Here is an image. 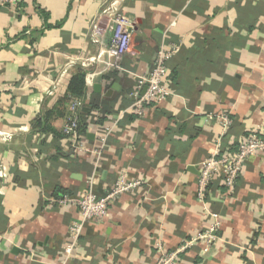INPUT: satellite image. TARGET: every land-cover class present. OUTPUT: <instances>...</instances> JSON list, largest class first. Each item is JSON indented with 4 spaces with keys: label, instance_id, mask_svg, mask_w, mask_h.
<instances>
[{
    "label": "crops",
    "instance_id": "1",
    "mask_svg": "<svg viewBox=\"0 0 264 264\" xmlns=\"http://www.w3.org/2000/svg\"><path fill=\"white\" fill-rule=\"evenodd\" d=\"M108 1L0 9V264H154L157 243L175 249L214 222L213 242H196L175 264H264V152L246 161L231 191L220 173L202 197L197 185L202 160L234 151L264 121V0H122L135 27L121 71L83 65L107 40L99 13ZM161 47L173 50L171 94L137 115V77ZM77 69L85 72L77 100L90 117L84 150L71 153L56 133L77 111L66 94ZM119 174L140 187L86 222L66 255L80 218L73 200L89 187L105 193Z\"/></svg>",
    "mask_w": 264,
    "mask_h": 264
},
{
    "label": "built area",
    "instance_id": "2",
    "mask_svg": "<svg viewBox=\"0 0 264 264\" xmlns=\"http://www.w3.org/2000/svg\"><path fill=\"white\" fill-rule=\"evenodd\" d=\"M20 1L0 0V9L10 8L14 10ZM120 1L122 0L108 1L106 7L100 10L99 15L108 19L107 40L104 42L101 39L97 40V52L88 57L86 63L83 62V65H87L89 62L101 63L104 66V70H122V58L130 47L131 32L135 27V23L133 19L122 12L119 4ZM172 53V49L161 47L153 59L150 71L146 75L137 77V87L132 93L134 100L131 103V108L135 114L142 115L147 103L151 101L161 102L171 94L166 85L165 76L166 63ZM86 85L89 87L93 85L92 77L86 78ZM71 106L74 111L83 109V103L77 99L71 103ZM220 118L223 127L226 129L231 122L230 118L226 114H221ZM76 129L77 122L73 118H70L66 122L63 129L69 139L71 153L72 150L73 153L84 150L82 140L85 135L78 133ZM109 132L110 129H106L102 140ZM95 150L99 152L98 149ZM258 152H264V121H262L259 127L249 132L234 151L224 150L222 152H212L202 160L199 168V177L197 179L199 197H202L204 189L211 183L217 173H220L224 187L228 191H231L241 175L246 161ZM140 185V180L129 179L125 174H119L112 186L105 193L99 195L89 187L78 198L74 199L73 201L78 207L80 218L69 227V240L64 249L66 255L77 247L82 227L86 222L102 221L107 215L109 204L114 199L123 193L135 191ZM57 201L63 204L68 199L67 197H63ZM216 227L217 223L214 222L203 232L190 237L175 249L169 251L165 250L161 243H157L154 264H175L180 253L192 247L200 240H204L206 245L209 246L215 239L213 231Z\"/></svg>",
    "mask_w": 264,
    "mask_h": 264
},
{
    "label": "trees",
    "instance_id": "3",
    "mask_svg": "<svg viewBox=\"0 0 264 264\" xmlns=\"http://www.w3.org/2000/svg\"><path fill=\"white\" fill-rule=\"evenodd\" d=\"M84 76H85V72L83 70H79L77 69L74 73L73 76L70 79V82L68 84V88H67V99L68 98H72V99H81L84 96ZM63 115V112H61ZM90 115L86 114L84 112H82V110H77L75 116L73 117L74 120H76L77 122V132L85 135L86 133V128L88 125V121L87 119H89ZM38 123H40L38 121ZM45 129L50 130L49 127L45 126ZM43 129V128H42ZM63 134V135H62ZM56 133V136L60 137V136H65L67 137L64 133ZM211 183H209L207 185V187L210 186ZM208 189V188H207Z\"/></svg>",
    "mask_w": 264,
    "mask_h": 264
},
{
    "label": "water",
    "instance_id": "4",
    "mask_svg": "<svg viewBox=\"0 0 264 264\" xmlns=\"http://www.w3.org/2000/svg\"><path fill=\"white\" fill-rule=\"evenodd\" d=\"M94 88L97 89L98 88V85H95Z\"/></svg>",
    "mask_w": 264,
    "mask_h": 264
}]
</instances>
